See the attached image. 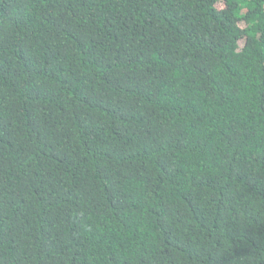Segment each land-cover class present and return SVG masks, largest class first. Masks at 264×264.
<instances>
[{"label": "trees", "instance_id": "trees-1", "mask_svg": "<svg viewBox=\"0 0 264 264\" xmlns=\"http://www.w3.org/2000/svg\"><path fill=\"white\" fill-rule=\"evenodd\" d=\"M0 264H264V0H0Z\"/></svg>", "mask_w": 264, "mask_h": 264}]
</instances>
